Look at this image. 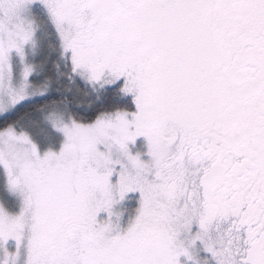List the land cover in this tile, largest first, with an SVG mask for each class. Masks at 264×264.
<instances>
[{
	"label": "snow or ice",
	"instance_id": "obj_1",
	"mask_svg": "<svg viewBox=\"0 0 264 264\" xmlns=\"http://www.w3.org/2000/svg\"><path fill=\"white\" fill-rule=\"evenodd\" d=\"M0 264H264V0H0Z\"/></svg>",
	"mask_w": 264,
	"mask_h": 264
}]
</instances>
